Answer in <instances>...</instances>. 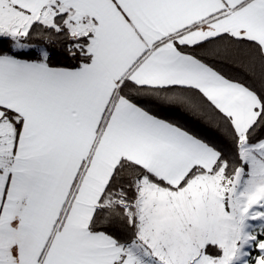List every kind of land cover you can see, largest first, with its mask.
Returning <instances> with one entry per match:
<instances>
[{
    "label": "snow or ice",
    "instance_id": "snow-or-ice-1",
    "mask_svg": "<svg viewBox=\"0 0 264 264\" xmlns=\"http://www.w3.org/2000/svg\"><path fill=\"white\" fill-rule=\"evenodd\" d=\"M0 264H264V0H0Z\"/></svg>",
    "mask_w": 264,
    "mask_h": 264
},
{
    "label": "trees",
    "instance_id": "trees-1",
    "mask_svg": "<svg viewBox=\"0 0 264 264\" xmlns=\"http://www.w3.org/2000/svg\"><path fill=\"white\" fill-rule=\"evenodd\" d=\"M178 118H179V117H178ZM188 119H190V118H188ZM210 135H212L214 138H216V139L219 140V136H218L217 133L210 131Z\"/></svg>",
    "mask_w": 264,
    "mask_h": 264
}]
</instances>
